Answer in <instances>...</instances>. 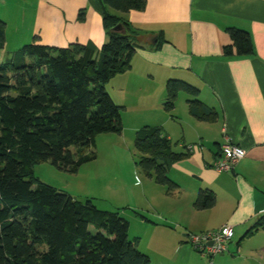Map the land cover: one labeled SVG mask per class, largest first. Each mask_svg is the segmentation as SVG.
<instances>
[{"label": "crops", "instance_id": "0c3cea01", "mask_svg": "<svg viewBox=\"0 0 264 264\" xmlns=\"http://www.w3.org/2000/svg\"><path fill=\"white\" fill-rule=\"evenodd\" d=\"M102 12L99 0H0L6 23L0 62L35 38L53 47L77 42L100 48L108 39ZM124 17L137 29L139 48L132 68L106 85L123 106L120 136L128 132L136 138L143 126H159L173 149L188 156L168 166L177 184L172 190L143 171L138 175V160L130 154L133 176L124 195L109 189L71 195L127 219L130 239L154 264H259L264 227L248 233L264 216V0H147L144 10ZM230 27L250 33L253 54L225 55ZM174 78L199 88L200 100L217 112L215 121L195 117L191 96L181 92L174 109L165 110L166 85ZM227 140L247 154L231 170L220 171L214 163ZM116 171L111 168L109 175L114 178ZM201 191L215 195L212 207L195 206ZM227 223L234 233L222 253L205 257L188 242L189 232Z\"/></svg>", "mask_w": 264, "mask_h": 264}, {"label": "trees", "instance_id": "16d2710c", "mask_svg": "<svg viewBox=\"0 0 264 264\" xmlns=\"http://www.w3.org/2000/svg\"><path fill=\"white\" fill-rule=\"evenodd\" d=\"M108 39L100 47L72 43L45 45L35 38L0 62V264H154L129 237V221L118 212L99 208L91 199L39 181L36 163L50 161L76 173L96 158V135L123 131V106L106 85L132 68L139 45L137 29L124 17L144 10L147 0H99ZM83 17V16H82ZM231 43L225 55L253 54L250 33L227 29ZM6 44V23L0 19V48ZM163 104L171 112L186 92L191 113L215 121L217 112L200 100V90L169 79ZM159 126L137 131L138 165L156 182L177 187L168 166L188 156ZM216 197L203 191L195 206L210 208ZM264 227V216L249 231Z\"/></svg>", "mask_w": 264, "mask_h": 264}, {"label": "rangeland", "instance_id": "374dc122", "mask_svg": "<svg viewBox=\"0 0 264 264\" xmlns=\"http://www.w3.org/2000/svg\"><path fill=\"white\" fill-rule=\"evenodd\" d=\"M4 51H7V48ZM176 79L187 82L183 78ZM181 93V95L189 96L186 92ZM91 151L96 152V158L83 164L76 173L65 171L50 161H42L34 165V176L39 181L80 198L85 197L80 196L81 193L83 195L88 193L98 194L105 192L106 189H109L110 192L114 190L121 196L124 195L122 189L125 183H128L133 176L131 165H128L127 161L130 160V154L135 160L140 157V153L135 147V137L128 132L122 138L119 133H99L95 138V146L87 149V152ZM111 168L117 170L113 175L114 178L109 175ZM136 173L142 175V170L139 168V172ZM131 191L132 189L128 188V192ZM96 202L99 206H105L101 201ZM259 264H264V258Z\"/></svg>", "mask_w": 264, "mask_h": 264}, {"label": "built area", "instance_id": "2783aa9c", "mask_svg": "<svg viewBox=\"0 0 264 264\" xmlns=\"http://www.w3.org/2000/svg\"><path fill=\"white\" fill-rule=\"evenodd\" d=\"M189 148L192 149V146ZM246 154L247 151L243 147L227 140L222 145L221 155L215 161L214 166L220 171L231 170L235 163L244 158ZM233 233L232 225L227 223L218 230L189 232L187 234V239L198 252H200L203 256L210 258L227 250Z\"/></svg>", "mask_w": 264, "mask_h": 264}, {"label": "water", "instance_id": "95a60500", "mask_svg": "<svg viewBox=\"0 0 264 264\" xmlns=\"http://www.w3.org/2000/svg\"><path fill=\"white\" fill-rule=\"evenodd\" d=\"M212 244V243H211Z\"/></svg>", "mask_w": 264, "mask_h": 264}]
</instances>
